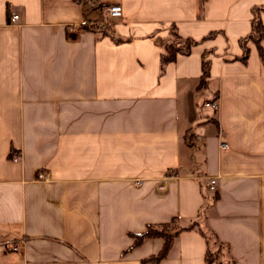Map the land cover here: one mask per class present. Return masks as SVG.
Segmentation results:
<instances>
[{
  "label": "crops",
  "instance_id": "crops-1",
  "mask_svg": "<svg viewBox=\"0 0 264 264\" xmlns=\"http://www.w3.org/2000/svg\"><path fill=\"white\" fill-rule=\"evenodd\" d=\"M111 4L121 16L104 20ZM255 6L0 0V264H216L211 239L235 264H264V43L263 63L250 40L238 59ZM169 24L196 43L160 73L153 38ZM172 218L195 226L163 258L143 262L160 238L129 249Z\"/></svg>",
  "mask_w": 264,
  "mask_h": 264
},
{
  "label": "trees",
  "instance_id": "trees-1",
  "mask_svg": "<svg viewBox=\"0 0 264 264\" xmlns=\"http://www.w3.org/2000/svg\"><path fill=\"white\" fill-rule=\"evenodd\" d=\"M260 12H264V8L256 7V6L251 8L250 32L246 36L238 40V43L241 47V55L238 57V59L242 62L245 61L248 51L247 46L245 44L248 40H250L255 44L256 49L259 53V58L263 63L261 42L264 43V26L262 25L260 20V16H259ZM90 29L92 31H96L97 27H93ZM99 29L100 31L98 32L101 35L104 34L111 35V32L109 31V26L107 24L101 25ZM212 35H213L212 33H208L205 35V37L206 38L211 37ZM153 42L162 48V52L159 54V60H158L160 73L163 71V68L165 67L166 64L175 60L178 54L180 55L188 54L191 46H193L196 43V41L191 38L180 36L177 33L176 28L173 24L168 25L165 37L155 36L153 38ZM200 69H201V74H200L199 83L201 85H204L209 77V72H208L209 61L205 58L204 54L201 57ZM10 155L11 154L9 151V156ZM194 223L195 222H190L185 226H179L177 224V218H172L168 223L149 224L145 227L143 231L136 234H131L133 242L129 249L137 246L143 239L160 238L161 246L157 250V252L143 259V262H152V263L157 262L158 260L164 257L173 237H175V235L181 230H186L194 227L195 226ZM198 230L206 238L205 241L208 242V236L204 234L199 228ZM219 250H220L219 248L213 250L211 247L209 248L208 246H206L204 252L205 263L214 262L216 264H235L232 261H229V263H223L219 258L220 256Z\"/></svg>",
  "mask_w": 264,
  "mask_h": 264
},
{
  "label": "built area",
  "instance_id": "built-area-1",
  "mask_svg": "<svg viewBox=\"0 0 264 264\" xmlns=\"http://www.w3.org/2000/svg\"><path fill=\"white\" fill-rule=\"evenodd\" d=\"M100 15L102 16L104 20L119 18L121 16V6L119 4H111V5L104 6L100 10ZM16 20H17V15L11 14L8 21L10 23H14ZM203 107L210 108L211 110H216L217 104L213 100L206 101L203 103ZM219 146L221 149H224L226 144L224 142H220ZM205 180H206L205 185L208 188V190L214 191L215 190V178L207 176L205 177ZM138 183H139V180H135V184H138ZM5 246L9 250L16 251L20 248V243L17 241L8 242L5 244Z\"/></svg>",
  "mask_w": 264,
  "mask_h": 264
},
{
  "label": "rangeland",
  "instance_id": "rangeland-1",
  "mask_svg": "<svg viewBox=\"0 0 264 264\" xmlns=\"http://www.w3.org/2000/svg\"><path fill=\"white\" fill-rule=\"evenodd\" d=\"M207 109V108H206ZM210 244H211V248L213 249V250H215V249H217V248H219L220 250H219V252H220V256H219V258L221 259V261L223 262V263H229V260H227V259H225L224 258V251H223V249H222V247H220V246H218V245H214V242L212 241V239L210 240Z\"/></svg>",
  "mask_w": 264,
  "mask_h": 264
}]
</instances>
